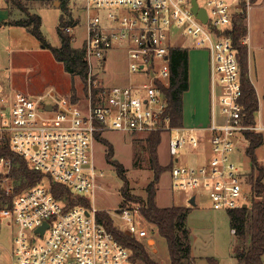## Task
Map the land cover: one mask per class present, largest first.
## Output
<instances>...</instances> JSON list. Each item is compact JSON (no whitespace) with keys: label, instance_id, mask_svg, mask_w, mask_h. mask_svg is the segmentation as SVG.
I'll return each mask as SVG.
<instances>
[{"label":"built area","instance_id":"built-area-1","mask_svg":"<svg viewBox=\"0 0 264 264\" xmlns=\"http://www.w3.org/2000/svg\"><path fill=\"white\" fill-rule=\"evenodd\" d=\"M197 2L207 11L206 21L193 11L192 0H86L82 42L76 45L77 36L71 34L79 24L76 16L73 24L61 26L74 46L85 50L90 89L84 100L59 96L52 88L29 97L0 83V147L9 146L46 174L41 183L17 194L12 207L6 203L0 209L12 219L13 264H142L133 262L131 250L98 220L100 209L89 198L104 174L93 161L92 143L106 130L169 134L176 164L171 168L173 185L197 192L205 189L215 210L249 205V172L237 166L232 154L239 134L244 138L245 130L261 131L264 126L243 123L238 50L227 32L242 1L236 0L235 6L228 0ZM246 2L250 9V0ZM181 38H191L194 46L209 51L212 115L206 128L174 126L167 113L162 85L171 79L170 50L186 47L174 42ZM242 41L248 44V36ZM113 51H124L128 80L111 86L92 84L93 66L104 69ZM205 132L210 133L214 152L210 162L177 165L180 152L187 145L199 147ZM13 165L11 157L0 155V192L7 197L14 192ZM49 178L74 196L88 198L90 206L67 209L49 190ZM196 194L188 201L193 196L196 200ZM108 211L122 223L119 227L126 235L141 241L148 235L139 208L127 204ZM44 223L48 225L42 234L37 229Z\"/></svg>","mask_w":264,"mask_h":264},{"label":"rangeland","instance_id":"rangeland-1","mask_svg":"<svg viewBox=\"0 0 264 264\" xmlns=\"http://www.w3.org/2000/svg\"><path fill=\"white\" fill-rule=\"evenodd\" d=\"M29 1L33 2L31 7L28 2L20 0L24 7H14L16 11L11 12L6 0H0V22L4 21V17L10 12L9 16L14 19L25 18L24 10L30 9L41 15V29L47 42L56 47L61 46L62 40L58 29L63 13L61 3H46L42 0ZM228 1L235 6L236 0ZM199 2L201 5H206V0H199ZM85 4L86 0H70L68 5L71 17L76 16L79 19L78 26L71 32L77 36L76 45L82 42L85 34ZM251 4L254 5V3ZM251 13L254 18L255 40L253 67L260 99V110L256 113V120L259 123L261 120L264 122V51L260 48L262 45L260 43L262 41L264 43V9L259 10L253 7ZM174 42L188 48L190 65H196L198 72L203 70L204 64H208L210 73L207 49L194 46L191 38L174 39ZM93 70L92 84L95 82L98 86L125 83L129 77L128 60L124 51L110 52L104 69L99 68L98 71L93 66ZM0 83L6 89L19 91L29 97H37L52 88L59 96L73 97L75 94L77 100H84L90 89L89 78L83 80L80 76L67 72L63 63L55 58L51 49L44 47L35 35L21 25L0 27ZM145 137L125 131L106 130L100 137L94 138L93 161L97 170L103 171L104 174L97 178L98 187L89 195L93 206L113 216V213L108 210L122 207L124 200L121 192L123 180L118 176L115 166L107 159L106 142L114 147L113 158L119 160L126 168L132 194L146 197V188L153 179L154 171L149 165V151ZM169 138V134H163L158 148L160 162L164 166L176 165L170 153ZM246 146L247 141L239 134V141L232 158L238 167L249 172L250 175L251 162L246 154ZM213 156L210 133L205 132V137L199 147L191 148L187 145L180 152V162L177 165L185 164L189 167L206 165ZM257 156L264 164V142L257 149ZM247 181H249V176ZM194 194L197 195L195 206L188 201ZM156 201L163 207L171 205L191 207L188 227L191 232L194 264H209L208 257H215L219 264H237V259L233 254L236 237L234 231L231 230L227 210H215L205 189L197 192L173 185L172 172L169 168L162 173L157 184ZM128 205L140 209L139 202H129ZM11 222L12 219L9 216L0 212V264H13L10 256L14 245V231ZM116 223L119 226L122 225L119 220H116ZM145 227L149 233L142 237V241L145 242L152 258L160 264H170L166 239L158 233L154 225L146 223Z\"/></svg>","mask_w":264,"mask_h":264},{"label":"trees","instance_id":"trees-1","mask_svg":"<svg viewBox=\"0 0 264 264\" xmlns=\"http://www.w3.org/2000/svg\"><path fill=\"white\" fill-rule=\"evenodd\" d=\"M63 11L58 26L61 36V46L56 47L49 44L42 32L41 16L25 9L26 17L20 19H8L0 22V27L6 25H21L26 27L35 35L44 47L50 48L55 58L62 62L67 72L80 76L83 80L89 78V65L86 60L84 48L76 47L72 43L71 36L61 30L64 24H73L75 21L69 12V1L60 0ZM242 1V9L235 13L231 28L227 32L232 36L234 46L238 50V61L241 68V80L243 95L241 102L244 105L245 125H256V113L259 110V97L256 88L250 78L249 72V50L248 45L243 43V38L248 35L247 26V2ZM257 0H250L255 3ZM9 6L23 8L20 0H6ZM67 15V17H66ZM171 79L170 82L162 85L168 102L167 113L171 116V123L174 126L183 125V93L189 87V50L186 47H174L169 54ZM95 91L94 94H96ZM73 96L74 101H77ZM101 134H97L100 137ZM244 138L247 141L246 154L251 162V173L248 183L251 186L252 196L249 205L238 209L228 210L231 230L234 231L236 242L234 243L233 254L237 264H264V164L257 156V149L264 142L262 131L245 130ZM145 142L149 151V165L154 171L153 179L146 188V197H138L131 192L129 179L126 175V168L117 159H114V147L106 142V156L116 169L118 176L123 180L121 188L124 200L121 206L129 202H139L140 211L147 223L154 225L158 233L167 241L170 264H194L192 255L191 232L188 227V216L191 207L187 206H160L156 201L157 184L161 175L172 164L164 166L160 162L158 148L162 140L161 132H153L146 136ZM0 155L13 159L12 176L14 178V192L7 197L0 192V209L12 207L15 196L23 190L41 183L46 174L32 168L27 159L13 151L9 146L0 147ZM48 187L56 199L66 204V208H72L78 204L90 206L88 198L74 196L68 187L49 178ZM99 221L104 223L112 231L122 245L131 250L133 262L142 264H160L156 262L149 253L144 241L133 236L126 235L116 223L115 219L108 213L100 210L97 213ZM209 264H219L215 257H208Z\"/></svg>","mask_w":264,"mask_h":264},{"label":"crops","instance_id":"crops-1","mask_svg":"<svg viewBox=\"0 0 264 264\" xmlns=\"http://www.w3.org/2000/svg\"><path fill=\"white\" fill-rule=\"evenodd\" d=\"M21 1L28 2L30 7L32 6V3H33L32 1H29V0H21ZM42 1L43 2L45 1L46 3L53 2L55 4H58L59 2L61 3L60 0H42ZM7 6H8V9L11 10V12L16 11L14 8L15 6H9L8 4ZM253 7L254 9H259V10L264 9V0H257L254 3V5H252V7L249 9L248 17H247V26H248L247 36H248V41H249V43L247 44L248 50H249V72H250V78L258 94L259 88L257 86L255 76H254L255 68L253 67V61L255 60L254 59V56H255L254 18L252 16V13L250 14V11L253 9ZM30 12L32 11L30 10ZM32 13H36V12H32ZM9 14L7 16H9ZM7 16L4 17V20L14 19L11 16L9 17ZM262 42L260 43L262 44L260 48L264 51V43ZM207 65L208 64H204L203 70H201V72L200 71L198 72V70L196 69V65L195 66L192 64L190 65V60H189V87L183 93V125L186 127L206 128L210 124L211 115H212L211 82H210L209 68ZM258 97H259V94H258ZM259 104H260V99H259ZM259 110H260V107H259ZM257 124L264 126V122L262 120L259 123L257 121ZM263 130L261 131L263 132Z\"/></svg>","mask_w":264,"mask_h":264},{"label":"water","instance_id":"water-1","mask_svg":"<svg viewBox=\"0 0 264 264\" xmlns=\"http://www.w3.org/2000/svg\"><path fill=\"white\" fill-rule=\"evenodd\" d=\"M193 3V11L196 12L199 17L201 19H203L204 21L207 20V11L205 8H199L198 2L197 0H192ZM50 107V106H49ZM193 206L196 205V200H195V196H193L190 201H189ZM247 205H245L244 207H246ZM47 223H44L43 226L39 227L37 229V231H40L42 234L44 233L45 228L47 227Z\"/></svg>","mask_w":264,"mask_h":264}]
</instances>
